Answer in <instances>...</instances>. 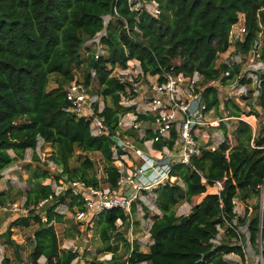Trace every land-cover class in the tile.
<instances>
[{"label": "trees", "instance_id": "trees-1", "mask_svg": "<svg viewBox=\"0 0 264 264\" xmlns=\"http://www.w3.org/2000/svg\"><path fill=\"white\" fill-rule=\"evenodd\" d=\"M140 1L155 3L157 12L133 7L130 0H0V180L2 171L23 160L28 149L32 150V160L38 161L36 147L42 140L53 147L48 158L62 168L65 180L99 186L94 161L87 153H100L108 175L104 182L115 188L118 172L110 137L92 135L89 120L69 110L66 87L78 81L75 68L82 69L85 86L92 78L97 81L96 94L104 103L100 114L113 132L120 116L135 112L134 106L120 104L126 85L112 75L115 66L126 68L127 61L135 59L144 77L158 75L159 82L164 79L163 72L172 68L187 76L197 71L204 82L213 81L226 69L231 74L237 71V66L229 68L218 64L217 59L228 49L230 30L240 16L246 32L234 43L236 52H248L257 34L264 33V0ZM106 16L110 17L107 22ZM96 37L103 50L97 57L94 46L88 44ZM260 53L264 63V34ZM52 75L56 85L49 87ZM259 78L263 119L254 145L250 144V127L239 121L233 133L234 145L224 141L215 150L201 145L190 165H174L169 181L155 189L154 203L160 214L154 216L148 228L151 242L147 251H142L137 241H128L117 228V220L127 221L122 209L91 217L102 241L100 252L112 254L111 262L91 264H229L224 258L229 253L237 254L243 262L235 221L246 224L249 242L256 251L260 241L264 257V200L262 205L254 203L250 211L245 208L242 215L234 209L235 198L247 203L257 198L264 186V69ZM203 97L207 109L218 106L216 88H204ZM232 113L240 114L236 110ZM151 118L137 113L139 121ZM162 145L161 141L155 142L153 147ZM51 175L49 168L36 167L32 171L24 201L31 208L10 221L2 233L5 242L14 248L16 260L3 255L0 264H73L77 258L78 251L60 246L54 224L64 218L56 211L58 203L69 199L68 209L73 211L74 206L83 209L82 200L68 192L54 195L51 186L42 183ZM219 180L223 181L222 188L207 192ZM5 194L0 191V203H4ZM197 195H203L202 199L191 206L187 221L180 222L183 215H177L174 207L191 202ZM49 197L54 203L46 206L43 219L35 206ZM30 220L36 228L32 249L23 263L19 252L22 247L11 239V234L16 226H29ZM221 228L228 238L216 243ZM232 237L238 243L232 242ZM118 239L124 243V255H116Z\"/></svg>", "mask_w": 264, "mask_h": 264}, {"label": "built area", "instance_id": "built-area-1", "mask_svg": "<svg viewBox=\"0 0 264 264\" xmlns=\"http://www.w3.org/2000/svg\"><path fill=\"white\" fill-rule=\"evenodd\" d=\"M150 12L155 14L157 10ZM243 21L244 18L240 16L238 22L232 26L229 33L230 45L226 51L219 53L217 59L218 64L223 63L229 68L237 66L234 74L226 69L216 80L204 82L197 71L187 76L182 72L176 73L172 68L163 72L164 79L159 82L158 75L144 77L139 62L135 59L128 60L126 68L120 66L112 68V75L126 85V92L121 96L120 104L134 106L135 109V112L120 116L118 128L113 132L105 126V118L100 114L104 107L100 96L90 93L83 82L69 83L66 87L67 98L71 102L69 110L89 120L92 135L104 134L110 137L112 158L118 172L116 187L112 189L104 182L108 175L102 166L96 173L99 186H94L79 180H65L62 168L51 159H46L52 175L44 179L48 180L46 183H42L50 185L56 196L68 192V195L77 196L82 200L83 209L73 207L74 218L90 224L91 217L119 208L127 216V222L131 223L133 213L139 207L154 204L155 189L169 181L174 165H190L191 157L200 153L201 145L210 150H215L224 141L231 146L234 145L233 133L239 121L246 122L250 127L252 131L250 144L254 145L253 139L257 135L255 119L257 120V113L262 111L258 97L259 77L264 69L260 56L264 33L260 31L257 34V39L248 52H236L234 43L242 40L246 32ZM88 44H92L96 49V57L103 51L97 37ZM224 53L227 54L221 59ZM128 62L134 65V73L129 72ZM148 77L155 78L154 82L145 84L149 82L146 80L142 85H137L134 80L140 78V82H143V79ZM210 86L217 89L219 104L215 108L213 106L207 109L203 90ZM233 110L240 114L232 113ZM137 113L147 114L152 118L139 121ZM209 114L212 115L206 119ZM206 128L215 130L207 131ZM216 130L220 131L219 135L216 134ZM129 131H135L136 137L127 133ZM202 136H206L207 139L204 141ZM199 138H203V141L199 142ZM170 140L173 141L171 146L168 144ZM160 141L163 145L154 148L153 144ZM202 181H205L204 178ZM222 186L223 181L215 182L214 187L218 190ZM48 199L40 201L35 208L45 204ZM30 208L24 203H0V213L15 212L25 215ZM122 223V220H117L118 229ZM237 234L244 253L242 264H249L247 246L241 242L239 230ZM255 257L258 264H264L260 243Z\"/></svg>", "mask_w": 264, "mask_h": 264}, {"label": "rangeland", "instance_id": "rangeland-1", "mask_svg": "<svg viewBox=\"0 0 264 264\" xmlns=\"http://www.w3.org/2000/svg\"><path fill=\"white\" fill-rule=\"evenodd\" d=\"M132 2L133 7H140L144 6L146 9L150 11H154L156 8V4L153 2L148 1H140V0H130ZM110 19L109 16L105 17V22H107ZM236 29V27H235ZM103 32H100L97 34V37H99ZM100 51V50H99ZM227 53H224L221 57L224 58ZM178 62V61H176ZM129 65V72L134 73L135 69L133 68V64L131 62H128ZM75 78L82 82L83 81V71L81 68H75ZM137 85H142L144 81L145 84H148L151 82H154L155 78L148 77L147 79H143V82H140V78H134ZM56 83L54 82V76H50V82L49 87L55 86ZM88 91L90 93H96L99 89V85L97 81L92 78L90 84L87 87ZM223 93V92H222ZM226 94V93H225ZM101 101L103 99L100 97ZM258 114V115H257ZM257 114V120L255 119V129L257 128L258 124L262 122V111H259ZM212 114L207 115L206 119H209ZM245 117L246 114H243ZM213 128V127H212ZM212 128H206L207 131H214L215 129ZM205 129V128H204ZM202 130V128H201ZM204 131V130H203ZM259 131V126H258ZM257 131V133H258ZM231 130L228 131L230 134ZM220 131L216 130V134L219 135ZM205 139H207L206 136H202ZM234 137V136H233ZM203 138H199V142L203 141ZM234 138H232L233 144L235 141H233ZM140 144V142H139ZM54 151L53 147L50 143L43 142L42 140H39L36 153L39 157L38 161L32 160V150L28 149L25 154V158L23 160H18L13 162L9 167L4 169L2 171V179L0 180V191L6 192L4 195V203H11V202H17L23 204L25 201V191L30 187V180L32 171L36 167L40 168H48L47 166V160L48 156ZM78 153V152H77ZM77 156H79L77 154ZM87 156H89L94 161V171L98 172L100 168L103 166V161L101 158L100 153L98 152H89L87 153ZM75 158L72 159V164L75 163ZM48 180H43L42 182H47ZM209 191H218L216 187H208L207 192ZM263 194V199H262ZM62 195V194H61ZM203 195H197L192 197L191 202H180L178 203L174 209L176 211L177 215H187L191 206L194 204H197L202 199ZM54 198H50L45 204H42L38 208H35L36 213L42 216L43 219H45V212H46V206L53 204ZM264 200V186L261 187V192L257 198H251L247 200V203L242 202L238 197L234 199L235 201V211L238 215H242L245 208H248V210H251V207L254 203H260L262 205ZM68 202L69 199H66L63 203H58L56 206V211L63 210V221L61 223H55V229L56 233L58 235L60 246L62 248H71L72 250L78 251L77 258L73 261V264H91V262L97 263L98 261H107L111 262L112 254L100 252V249L102 247V241L99 237V234L96 232V227L94 225L95 221H92L90 224H86L87 221H79L76 218L73 217L74 212L70 211L68 209ZM250 208V209H249ZM66 209V210H65ZM160 211L156 207L155 203L150 204V206H144L139 207L133 213V220L130 221L131 223H128L127 221L119 225V229L123 232L124 237L127 238L128 241H137L140 245V249L142 251H147L148 245L151 242V239L149 237L148 228L150 224L152 223V220L154 219L155 215H159ZM18 215L15 212H4L0 213V260L2 259L3 255L8 256L13 261L16 260L15 254H14V248L7 244L5 242V237L2 236V233L5 232L8 224L10 221H12L14 218H16ZM236 227L240 231L244 227L239 225L238 222H236ZM36 228V224L33 220L29 221V226L23 227V226H16L12 229L11 239L15 241L18 245H21L20 249V257L23 263H26L27 257L29 252L32 249V238L34 229ZM243 234V233H242ZM228 238L227 235H225L224 228L220 229L219 235L216 239V243L222 242L224 239ZM232 242H237L238 239L232 237ZM241 242L245 246L248 247L247 242L245 241V238L242 237ZM117 243V250L116 255H124V243L121 239H118L116 241ZM252 248V254L248 249V261L249 264H258L255 259V254L257 253L256 247L251 246ZM227 257H233V253L225 254L224 258ZM120 259H123L120 258ZM44 260L43 258L40 259V263H42ZM108 264V263H105ZM120 264V262L116 263ZM229 264H232L229 261Z\"/></svg>", "mask_w": 264, "mask_h": 264}, {"label": "crops", "instance_id": "crops-1", "mask_svg": "<svg viewBox=\"0 0 264 264\" xmlns=\"http://www.w3.org/2000/svg\"><path fill=\"white\" fill-rule=\"evenodd\" d=\"M131 60H133V59H131ZM135 63V62H134ZM261 123V122H260ZM260 123L258 124V126L260 127ZM258 126H257V131H258ZM127 133H129V134H132V135H137L136 134V132L135 131H129V132H127ZM250 209V208H249ZM250 211V210H249ZM241 226H243L244 228L243 229H241L239 232L241 233V237H245V241L247 242V240H248V242H249V239H248V231H247V229H246V224L245 225H241ZM238 230V229H237ZM243 233V234H242ZM247 245H248V247H249V251H250V253L252 254V248L250 247V242L249 243H247ZM247 247V248H248ZM248 250V249H247ZM228 261H230L232 264H242V260H241V257L240 256H238L237 254H234L233 253V257H227L226 258ZM255 259H256V257H255Z\"/></svg>", "mask_w": 264, "mask_h": 264}, {"label": "water", "instance_id": "water-1", "mask_svg": "<svg viewBox=\"0 0 264 264\" xmlns=\"http://www.w3.org/2000/svg\"><path fill=\"white\" fill-rule=\"evenodd\" d=\"M190 214H191V212H189L187 215H184V216L180 219V222H185V221H187V219H188V217H189ZM259 243H260V241H259Z\"/></svg>", "mask_w": 264, "mask_h": 264}]
</instances>
